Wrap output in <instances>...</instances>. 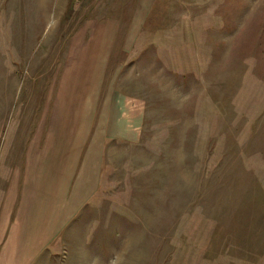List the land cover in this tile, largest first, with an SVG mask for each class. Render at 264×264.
Masks as SVG:
<instances>
[{"label":"rangeland","instance_id":"rangeland-1","mask_svg":"<svg viewBox=\"0 0 264 264\" xmlns=\"http://www.w3.org/2000/svg\"><path fill=\"white\" fill-rule=\"evenodd\" d=\"M94 165L31 264H264V0H0V186Z\"/></svg>","mask_w":264,"mask_h":264},{"label":"crops","instance_id":"crops-1","mask_svg":"<svg viewBox=\"0 0 264 264\" xmlns=\"http://www.w3.org/2000/svg\"><path fill=\"white\" fill-rule=\"evenodd\" d=\"M63 138L64 137L60 138L59 134L53 133L52 136L46 139L44 144H48L49 147L47 148L45 146L44 150L38 149V141L36 143L37 138L32 139L30 147L31 158L39 161V159L43 157L45 164L47 166L49 165L51 168L54 163H56L57 166L65 164L74 167L79 153L69 156L67 155L69 150L63 152L60 150L62 146L57 148L54 147L55 143L57 145H62ZM51 144H53L52 148L57 152L56 154L50 147ZM32 151L34 152L32 153ZM41 165H43V162ZM66 170L67 168L60 175L62 188L61 186H55V188L57 187L58 189L59 195L58 192L55 193L54 190L51 191L48 188L39 189L38 180L32 179L33 176L30 173H28V177L24 180L14 181L13 184L9 186H0L1 222L3 221V223H5V227H2L3 223L0 224V243H2V247H0V264H31L40 249H42V247L57 234L63 224L67 222V220L73 218L79 211V208L89 200V197L93 194L99 181L98 166L94 165L92 167L88 179H86L85 173L82 175L78 174L77 179L72 182H70L69 173L68 170L66 173ZM49 176L51 179L53 174ZM46 184L53 187L51 183ZM42 186L44 187L43 184ZM38 195H42L43 200H49L50 198L53 200L54 198L56 206H63L61 208L65 210V212L58 217L59 221L57 224L47 223L46 230L40 236L41 243L38 240L37 228L34 222V214L36 208L39 206L36 203V201H38ZM53 195H56V197ZM64 200H66V204H64ZM40 207L43 212L46 211L44 210L46 208L45 203L40 204ZM52 224L54 227H51ZM3 235H5V237Z\"/></svg>","mask_w":264,"mask_h":264}]
</instances>
